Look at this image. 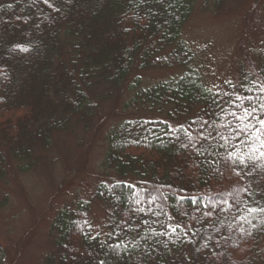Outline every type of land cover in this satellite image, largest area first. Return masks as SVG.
<instances>
[{"label":"trees","instance_id":"1","mask_svg":"<svg viewBox=\"0 0 264 264\" xmlns=\"http://www.w3.org/2000/svg\"><path fill=\"white\" fill-rule=\"evenodd\" d=\"M194 3L0 0V146L15 160L123 92L134 112L107 136L110 178L92 196L108 206L104 231L90 201L64 206L43 264H264V54L208 88L182 40ZM177 67L142 85L139 72Z\"/></svg>","mask_w":264,"mask_h":264},{"label":"rangeland","instance_id":"2","mask_svg":"<svg viewBox=\"0 0 264 264\" xmlns=\"http://www.w3.org/2000/svg\"><path fill=\"white\" fill-rule=\"evenodd\" d=\"M182 40L203 83L220 90L240 72L256 68L264 54V0H195ZM182 72V67L148 69L139 75L146 87ZM130 97L123 92L105 101L100 116L86 129L75 125L61 134L53 132L49 150L38 146L31 160H15L0 146L5 159L0 181V264H43L54 248L48 232L52 219L78 201H90L92 230L104 231L108 206L92 196L97 184L110 178L103 170L107 136L134 115L124 107Z\"/></svg>","mask_w":264,"mask_h":264},{"label":"snow or ice","instance_id":"3","mask_svg":"<svg viewBox=\"0 0 264 264\" xmlns=\"http://www.w3.org/2000/svg\"><path fill=\"white\" fill-rule=\"evenodd\" d=\"M24 51H27V49H24ZM261 123H264V120H262Z\"/></svg>","mask_w":264,"mask_h":264}]
</instances>
